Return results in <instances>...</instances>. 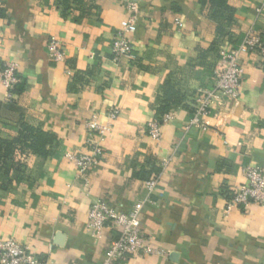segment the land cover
Returning <instances> with one entry per match:
<instances>
[{"label": "crops", "instance_id": "obj_1", "mask_svg": "<svg viewBox=\"0 0 264 264\" xmlns=\"http://www.w3.org/2000/svg\"><path fill=\"white\" fill-rule=\"evenodd\" d=\"M136 2V59L114 62L126 0H0V73L14 62L20 80L8 102L0 77V138L15 141L23 124L56 137L46 157L17 149L0 174V242L28 246L51 264H102L118 235L107 229L103 240L92 236V203L128 213L145 201L141 222L162 253L117 264H264V207L228 211L224 196L246 183L244 168L264 169L262 58L243 57L241 95L215 103L207 130L187 129L200 92L213 88L221 50L250 30L264 37L261 1L228 0L235 13L221 40L219 23L199 0ZM53 39L62 63L51 58ZM166 84L184 101L170 109L172 120L155 141L148 126ZM112 110L119 111L114 121ZM93 116L110 131L86 188L68 156L87 151Z\"/></svg>", "mask_w": 264, "mask_h": 264}, {"label": "built area", "instance_id": "obj_2", "mask_svg": "<svg viewBox=\"0 0 264 264\" xmlns=\"http://www.w3.org/2000/svg\"><path fill=\"white\" fill-rule=\"evenodd\" d=\"M260 1L259 15L264 12V0ZM126 16V21L112 42L114 62H119L122 59L129 61L136 59L130 38L137 30L140 16V7L136 0H126ZM175 24L180 27V20H176ZM49 48L53 62H64L65 53L57 40L53 39ZM248 54H257L264 62V37L258 35L255 30H250L238 44L227 45L221 50L213 88L208 92H200L187 129L195 127L207 130L205 120L215 103L221 104L225 101L239 99L243 80L242 59ZM0 77L6 91V100L10 102L13 98L14 88L20 81L18 66L14 62H5ZM118 117L119 111L112 110L110 119L114 121ZM171 120L172 115L167 114L162 121H152L148 126L149 136L155 141L161 140L162 126ZM87 129V151L68 156L74 162L78 175L86 188L90 186L89 174L101 163L104 155V142L110 131V125L100 124L97 116H93L87 124ZM243 174L246 183L231 191V198L227 199L228 211L250 204L264 207V169L247 167L244 168ZM156 184V181L148 183V189L153 192ZM145 203V201L136 203L128 213L120 212L106 202L92 203L87 224L92 236L103 240L107 229L118 235L117 239L110 243L102 264H117L126 256L140 252L148 255L162 253L148 241L144 231L141 214ZM0 264H51V262L39 258L28 246L14 240H6L0 242Z\"/></svg>", "mask_w": 264, "mask_h": 264}, {"label": "trees", "instance_id": "obj_3", "mask_svg": "<svg viewBox=\"0 0 264 264\" xmlns=\"http://www.w3.org/2000/svg\"><path fill=\"white\" fill-rule=\"evenodd\" d=\"M199 4L207 7L209 10V17L219 23L218 39L228 36L227 24L231 23L234 16V10L229 7L228 0H199ZM64 6L67 10V4ZM236 45L237 42H232ZM19 84V83H18ZM17 84V85H18ZM14 88L13 93H15ZM184 98L181 94L171 85L166 84L163 97L160 99L159 106L156 111L158 121H162L165 115L168 114L170 109L174 106H182ZM56 137L44 132L40 129L33 128L27 124L20 127L19 137L15 141L6 142L0 138V174L5 171L9 162H13L16 150L23 152H30L40 157H46L49 153L47 150L49 146L54 145ZM18 170L24 169L21 164H16ZM231 191L225 192L226 199L231 198Z\"/></svg>", "mask_w": 264, "mask_h": 264}]
</instances>
